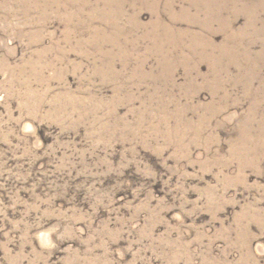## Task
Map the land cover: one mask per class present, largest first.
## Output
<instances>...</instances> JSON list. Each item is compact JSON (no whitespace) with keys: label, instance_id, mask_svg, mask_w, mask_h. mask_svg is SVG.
<instances>
[{"label":"rangeland","instance_id":"374dc122","mask_svg":"<svg viewBox=\"0 0 264 264\" xmlns=\"http://www.w3.org/2000/svg\"><path fill=\"white\" fill-rule=\"evenodd\" d=\"M0 264H264V0H0Z\"/></svg>","mask_w":264,"mask_h":264}]
</instances>
